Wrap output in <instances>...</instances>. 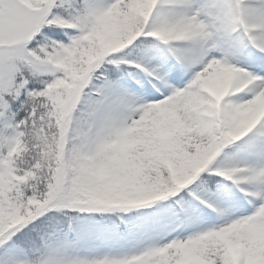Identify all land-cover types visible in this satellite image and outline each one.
Segmentation results:
<instances>
[{"label":"snow or ice","instance_id":"1","mask_svg":"<svg viewBox=\"0 0 264 264\" xmlns=\"http://www.w3.org/2000/svg\"><path fill=\"white\" fill-rule=\"evenodd\" d=\"M0 264H264V0H0Z\"/></svg>","mask_w":264,"mask_h":264}]
</instances>
